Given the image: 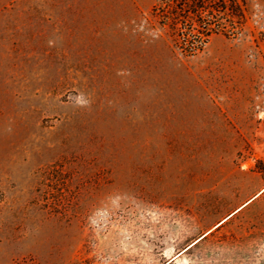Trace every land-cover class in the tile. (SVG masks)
I'll use <instances>...</instances> for the list:
<instances>
[{
    "label": "rangeland",
    "instance_id": "1",
    "mask_svg": "<svg viewBox=\"0 0 264 264\" xmlns=\"http://www.w3.org/2000/svg\"><path fill=\"white\" fill-rule=\"evenodd\" d=\"M158 1L0 0V264H264V0L194 56Z\"/></svg>",
    "mask_w": 264,
    "mask_h": 264
},
{
    "label": "trees",
    "instance_id": "2",
    "mask_svg": "<svg viewBox=\"0 0 264 264\" xmlns=\"http://www.w3.org/2000/svg\"><path fill=\"white\" fill-rule=\"evenodd\" d=\"M184 56L200 53L214 35L237 38L247 19V0H159L149 12Z\"/></svg>",
    "mask_w": 264,
    "mask_h": 264
},
{
    "label": "bare ground",
    "instance_id": "3",
    "mask_svg": "<svg viewBox=\"0 0 264 264\" xmlns=\"http://www.w3.org/2000/svg\"><path fill=\"white\" fill-rule=\"evenodd\" d=\"M248 201L245 202V204L247 203Z\"/></svg>",
    "mask_w": 264,
    "mask_h": 264
}]
</instances>
